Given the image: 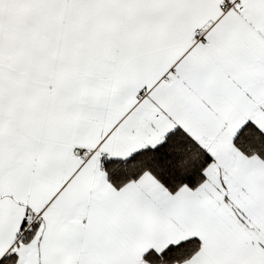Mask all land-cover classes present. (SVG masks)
Returning a JSON list of instances; mask_svg holds the SVG:
<instances>
[{
    "label": "snow or ice",
    "instance_id": "1",
    "mask_svg": "<svg viewBox=\"0 0 264 264\" xmlns=\"http://www.w3.org/2000/svg\"><path fill=\"white\" fill-rule=\"evenodd\" d=\"M0 264H264V0H0Z\"/></svg>",
    "mask_w": 264,
    "mask_h": 264
}]
</instances>
